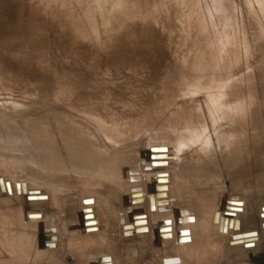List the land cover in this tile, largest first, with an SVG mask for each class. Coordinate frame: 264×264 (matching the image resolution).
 Wrapping results in <instances>:
<instances>
[{
  "label": "rangeland",
  "instance_id": "374dc122",
  "mask_svg": "<svg viewBox=\"0 0 264 264\" xmlns=\"http://www.w3.org/2000/svg\"><path fill=\"white\" fill-rule=\"evenodd\" d=\"M197 1L0 0V14L10 19L9 22H14L13 17L10 16L13 6L19 8L20 12L14 16L20 29L17 30L15 29L17 26H12L9 31H17L18 37L23 38V41H20V48L7 50L6 55L0 57V73L21 74L24 78L28 76L29 72L38 73L36 70L38 65L30 62L27 58L32 45L28 41L31 38L34 41V37L39 34L44 39L47 38V24L41 25L40 22L46 20L48 14L55 15L66 8V16L62 17L66 21L65 39L58 36L52 57L55 59L63 58L67 62L73 63L77 68V73L75 70L68 76H71L69 78L71 81L76 80L79 84L75 83L77 89L73 90L72 88L67 93L65 99L70 100L68 102L62 100V102L65 104L67 102V106L72 108L73 104L77 107L75 103L79 99L85 98L83 101L79 100L78 104L82 108L88 105V108H91L93 112L86 115H76L81 119L82 125L91 133V138L88 139L86 136L83 141L93 140L89 142L93 143L95 154L88 153L92 151L90 149L83 152L89 160L93 159L98 164L102 162L107 164L108 168L113 171V175L116 176V186L114 187L118 188L124 182V185L120 186V190L123 192L120 194L118 202H115V207L107 205L106 200L103 199L104 190L94 188V190L101 191H97V194L102 198L98 200L99 202L96 201L93 208L98 232L90 237L78 224L79 211L66 210L61 198V196L65 197L64 195L72 198L75 196L73 194H77L78 201H80V198L88 197L86 195L94 198L92 193L81 192L85 190L83 181H87L86 175L79 174L77 176V172L75 173L74 170L64 172L63 169L65 168H62L60 173L51 177L52 174H46L36 164H31L30 159L25 155H37L38 152L41 153V148L44 147V144L40 146L37 144V137V146L33 144V142L35 143L33 141L35 139L34 135L27 136L32 141V145L31 142L28 143L27 141L17 143L18 140L11 138H6L3 141L0 139V179H2L1 176L8 179V182L6 181L7 193L5 191L4 193L8 195V185L12 181L17 184L21 182L24 185L25 183H32V188L36 189L35 193H38V195H35L37 198L33 201L28 198V200H25L26 202L23 200L14 201L10 205L9 201L7 202L4 199L6 195L0 190V264H75L82 260H86L85 262H88V264H139L144 261L147 264H169V258L177 255L171 250V246L160 245L155 247L154 239L149 238V240L140 242L135 241L133 237L128 241L120 239L118 233L121 222L118 223L116 219H119L121 213L125 214L124 210L128 209L129 212L126 214L130 218L126 215V219L128 223L132 224L126 229L130 233L129 236L135 234L137 228L138 231L140 230L139 227L141 226L137 221L140 219L139 217L144 216L140 213L145 212V207L147 208L146 192L133 187L135 182L131 177L134 175L132 170L137 171L141 160H145L141 156V152H149V149H147L149 144L155 143L158 136H162L164 133H174L177 136L176 140H181L184 143L189 141L182 167L179 165L180 158L177 159L175 155H172L166 177L170 181V190L172 195L174 194L173 198L175 200L179 196L177 189L180 183H184V186L188 190L190 189L187 195H182L188 214L186 215L184 212L183 215L185 214L184 218H188V222H194L195 215H204L208 218V208L203 212L202 202L205 206H208V199H210V203L217 202L221 194L230 192L231 186L234 185L232 183L235 181L240 184L245 182L242 184L243 186L239 184L238 188L243 193L249 192L250 181L258 177L259 174L252 176L247 173L250 175L249 177L245 172L244 177H240L244 173L241 170L239 171L237 161L242 154L246 153L244 147H237L235 156L229 153L231 156L230 162L223 160L227 152H221V148H217V150L214 148L212 160L215 161V165H213L208 163V155L205 153L207 150H202L200 147V145H203L201 140L204 139L208 142L209 136L210 143L219 146L216 143L223 140L220 133L213 127L207 132L196 129L200 133V140H198L194 135L191 136L190 130L185 131L181 127L182 120L180 119L181 113H179L181 109L189 107L187 105H190L193 101H197L203 106L207 103L201 96L198 98L197 95L193 97L194 94H188L191 79L186 80V78H188L192 66L185 68V65L186 67L189 66L191 61L182 66L184 62H189L188 60L192 59V49H203L208 44L210 38L208 34H211V32H207L211 26H208L207 23L204 24L202 21L204 19L200 18L198 14L196 17V13L193 12L194 9L201 12L203 7L196 6L189 9L185 6L186 3L195 4ZM210 1L217 4V15L223 23L217 30H214L217 31V35H222L217 43L236 47L239 52L247 51L243 57L246 63L249 62L248 64L252 65L256 61H260L257 74L261 84L260 93L264 97V0ZM188 11L190 12L188 13ZM185 12L187 13L185 14ZM188 16L191 19L188 20ZM195 20L200 22L201 25ZM189 21L191 22L188 23ZM28 24L35 26L28 29L26 27ZM192 24H195V26H192ZM204 33H207V36ZM205 36L209 38H205ZM214 43H216V40ZM63 46H66V51H63L62 54L60 51ZM171 49H174L172 50L174 54L170 52ZM3 53L4 49L1 54ZM183 55L186 59L183 58ZM181 57L182 59H180ZM176 58L180 59L179 61L182 63H179ZM180 67H183L182 69L185 71L183 72ZM188 69L189 74L185 75ZM83 74L89 77V80L81 86ZM180 75L182 80L181 77L179 79ZM39 80L36 79L35 81L39 82ZM69 83L67 80V84ZM170 85H172L171 88ZM172 88H174V93ZM12 92H4L6 97L3 98L14 101L21 99L18 92ZM177 92L178 94L180 92V95ZM168 93H171L172 97ZM185 95L188 97L186 100H182ZM44 99H47V95L38 94L31 98L34 107ZM70 102L73 104L71 105ZM44 111L42 110L40 113ZM66 114L68 113L66 112ZM47 117L48 120L42 127L47 132H55L57 124L61 122V117L58 116L56 111L47 114ZM34 119H37V117L35 116ZM1 121L4 122L3 119ZM0 125H2L1 122ZM5 129L7 128L4 127V131ZM12 132L8 130V133ZM6 133L4 134L8 136V133ZM182 135L187 136L189 139H182L180 137ZM9 136L11 137V135ZM31 137H33V140ZM41 141L39 139L38 143L47 142ZM22 144H24V148ZM165 147L168 150L170 149L168 146ZM80 150L83 149L80 148ZM163 153L166 160L168 153L167 151ZM239 153L241 154L239 155ZM197 155L199 160H196ZM215 156H217V159ZM36 163L39 166L41 165V161H36ZM167 164L166 162V167ZM142 165L145 167L148 163ZM263 168L264 163L261 170ZM230 170L233 172L238 170L239 174L235 172L234 176H229ZM53 180H56V182L52 183ZM22 191L21 193L26 196V193ZM69 191L73 194L67 195ZM78 191L84 196L81 193L79 194ZM56 195L59 197L56 198ZM236 196L227 194V198ZM13 205L14 208H12ZM167 205L170 206L171 204L161 201L160 207L162 210L167 211L169 209ZM218 206L217 203L216 207ZM196 208L200 210H196ZM31 212L36 215L30 214L31 216H29ZM33 216H37V218L32 219ZM109 216L115 217V224L109 223ZM142 226L146 227V224ZM131 231H133V234ZM199 231L201 229H198ZM192 232L196 234L195 229ZM209 233L214 238L216 237L213 234L214 232L211 233L210 231ZM141 237L140 234H137L135 238ZM237 239L243 240L244 238L237 237ZM199 245L194 246L196 254L185 264H232L242 260L237 259L232 254H229L228 257H221L220 255H214L212 252H204L200 250ZM201 246L203 245L201 244ZM155 249L160 250L155 252L153 251ZM249 251H252L251 248ZM149 252L154 259L148 257L149 255L146 256Z\"/></svg>",
  "mask_w": 264,
  "mask_h": 264
},
{
  "label": "bare ground",
  "instance_id": "6f19581e",
  "mask_svg": "<svg viewBox=\"0 0 264 264\" xmlns=\"http://www.w3.org/2000/svg\"><path fill=\"white\" fill-rule=\"evenodd\" d=\"M185 6L189 9H191L192 7L195 8L196 6L203 7V10L201 12H197L195 11V9L193 12L196 13V17L200 15V18L204 19L202 20L204 24L207 23L208 26H211L210 28H208L207 32H211L212 35L209 33L211 35L210 36L208 34V36L210 37L209 38L206 37L207 33H204V35H206L205 38H209L208 44L203 49L199 47L200 49L196 48V50H191L190 48L193 54V56H191L192 59H189V62H184L182 64L183 66L187 63H190L191 61L189 66L186 67L185 65V68L192 66V68H190V74L188 73L189 69L186 71L187 74H185H189L188 78L185 77L186 80L191 79L188 94H194L192 95L193 97L197 95L198 98L199 96H201L205 99V102L207 101V103H204L205 106H203L202 103V105H200V103H198L197 101L194 102L192 100L194 103L192 102L190 105H187L189 106L187 108L183 106V104L182 106L185 108L181 109V112H179L181 113L180 119L182 120L181 127L185 131L190 130L191 136L194 135L198 140H200V133H198L196 129L201 130V132H207V130L209 131L213 127L217 132L220 133V135L223 137V140H220V143H216L219 144V146L212 145L210 143L211 140L209 136L208 142L204 139L201 140L203 141V145H200V147L202 150H207L205 153L208 155V163L215 165V161L212 160V152L215 150L214 148H216V150L217 148H221V152H227L226 155H224L223 160L225 162H230L229 159L231 156L229 155V153H232L235 156L236 148L242 146L245 148L246 153L242 154V156L238 158L237 162L239 171H243L244 174L243 176H239L243 178L245 172L246 175H259L258 177H255V179L250 181V186L248 187L249 192L247 193L241 192L238 188L240 183H237L235 181L234 183H232L234 185L231 186L230 192L221 194L220 198L217 199V202L210 203V199H208V206H205L201 201L203 209L201 207L200 208L203 210V212L208 208V218H206L204 215H195V221L188 222V218H184L185 214L183 215V213H186L187 210L182 195H187V192L190 191V189L188 190V188L184 186V183H180V186L177 189L179 196L177 200H175V198H173L174 194L172 195V191L170 190V181L166 177L172 155H175V158L177 159L178 157L180 158L179 165L182 167V161H184L185 159L184 156L185 152L188 150L187 143L189 141L187 143H184L181 140H176L177 136L174 133L170 132L164 133L162 136L157 135L158 138L156 139L155 143L149 144L147 149L156 147L162 148L168 146L170 148L169 150L167 147H165L167 148L166 151L168 153L166 160L164 158L150 160L145 157V160H141V163L138 165L137 171L132 170L134 171V175L131 176L134 179L133 182H135L133 187L140 188L144 190V192H146L145 195L147 208L145 207V212L140 213L141 215L145 216L146 227L140 225V230L138 231V228L137 230L134 229L137 232L135 231V234H133V231H131L133 235L129 236L130 233L126 230L127 228L125 227H129L132 224L128 223L126 219L127 216L129 217V215L126 214L129 211L128 209H125V214L121 213V217L118 215L119 219L116 218L118 223L121 222V226L118 225L120 227L118 235H120V239L126 241L131 240V237H133V239L138 242L154 239V242L156 244L155 247H158L160 245L171 246V250L175 253V255H177L173 256V258H169V264H185L191 257L196 254L194 251V246L199 244L200 250L204 252H212L214 255H220L221 257H228L229 254H232L237 259H242L232 264H264V175H261L264 174V168L263 170H261V166L264 163V97L260 93L261 84L259 75L257 74L260 61L257 59L258 62L256 61L255 64H248L249 62L246 63L243 57V55L246 54L247 51L243 50L239 52L238 48L236 47L224 46L217 43L222 35H217V31L214 30H217V28H219L221 24L223 25V23L217 15L216 3L210 0H198L195 4L186 3ZM190 11H188V13ZM18 12H20L19 8L17 6H13L10 16L13 17L12 20L14 22H9L10 19L5 17L3 14H0V57L5 56L7 50L20 48V41H23V38L18 37L17 31H9L12 26H17L15 27V29L17 30L20 29L18 27V21L15 20L14 16ZM66 13L67 10L66 8H64L60 12H57L55 15L52 13L48 14L46 16V20L40 22L41 25L47 24V38L44 39V37L39 34L34 37V41L33 38L28 41L31 42L32 45L30 47V53L28 54L27 58L30 60V62L36 63V65H38V68L36 69L38 71L37 74L29 72L28 76L24 78L21 74L15 75L9 73H0V119H3L4 121L2 122L0 120L2 124L0 125V139H2L1 141H3L6 138H11L14 140H18L17 143H25L27 141L28 143L31 142L30 144L32 145V141H30V138H28L27 136L34 135V140L33 137H31V139L35 141V143L33 142V144L36 145V137L38 141L40 139L47 142H39V144L37 141V144L39 146L44 144V147L41 148V153L38 152L37 155L31 156L30 154L25 155V157H28V159H30L29 162L31 164H36L38 168L42 169V172H46V174H52L51 177H53L54 174L56 175L57 173H60V170H62V168H65L63 169L64 172H71L72 170H74L75 173L77 172V176H79V174L86 175L85 178H87V181H83V187L85 190L81 191L79 189V191H81L82 193L83 191L92 193L94 198H90L89 195L85 194L88 197L80 198V201H78L77 194H73L70 191L69 193H67V195L73 194L75 196L70 198L63 194L65 197L61 196V198L63 199V204L66 210H74L80 212H78L79 226L83 229L84 232L88 234V236L93 237L94 233L98 232L93 208L96 204V201L102 198L101 196H99V194H97L98 190H94V188H98L101 191L104 190L105 192L103 193V199L106 200L107 205H113L115 207V202H118V200L120 199V194L123 192L122 190H120V186H123L124 182L123 184H120L118 188L114 187L116 186V176L113 175V171L108 168L107 164H105V162L98 164L97 161L93 159L89 160L86 154L83 152H87L86 149H90L92 151L88 153H91L92 155L95 154V150H93V143L89 142L93 140H89L88 142L83 141L86 136L88 137V139H90L91 133L86 129V127H84V125H82L81 119L76 115H86L87 113L93 112L91 108H88V105L82 108L78 104L79 100L83 101L85 98L79 99L77 103H75L76 101L74 102L75 104H77V107H75L74 104L71 103L72 101L70 102L71 105L73 104L72 108L70 106H67V102L70 100L69 99L67 101V98L65 99V97H67L66 95H68L67 93H69L72 88L73 90L77 89L75 83L79 84V82L76 80L71 81L69 79L71 76H68V74L71 75L73 72H75V70L77 73V68L73 63H69L63 58L55 59L52 57L55 45L58 41V36L65 39L66 21H64L62 17L66 16ZM186 13L187 12H185V14ZM189 19H191V17H189L188 20ZM191 21H189L188 23H190ZM195 22L197 21L195 20ZM195 24H192V26H195ZM32 26L35 25L28 24L26 27L30 29ZM221 33L224 34L223 32ZM215 40L216 43H214ZM65 47L66 46H63L61 48L60 52L62 54L63 51H66ZM2 48L4 49L3 54H1L3 52ZM172 50L174 49H171L170 52L173 53ZM182 57L180 59H182ZM183 58H185V56ZM180 59L177 60L179 61ZM185 59L183 60L185 61ZM179 63L182 62L179 61ZM182 68L183 67H180V69ZM171 77L173 76L171 75ZM180 77L181 75L179 76V79ZM36 79H40L39 82H36ZM67 80L70 82L69 84H67ZM81 80L82 81L80 85L83 86L84 84H86V81L89 80V77L83 74V78ZM171 86L172 85H170V88ZM172 89L174 93V88ZM8 91H13L12 93H14V91L18 92V95L21 96V99L14 101L3 98L6 97L4 96V92L7 93ZM172 91L170 90V92ZM178 91L180 90L178 89ZM184 91L183 94L185 93ZM38 94H43L44 96L47 95V99H44L36 107H34L33 100H31V98L34 95ZM168 94H170V97H172L171 93ZM178 95H180V92ZM176 97L175 99H177ZM187 97L185 95L184 98L182 97V100H186ZM62 100H66V104L62 102ZM72 100L74 101V98ZM67 109H70L71 111H67ZM42 110L45 111L40 113V111ZM54 111H56L58 113V116L61 117V122L57 124L55 132H47L42 126L45 125V122L48 120L47 114ZM65 111L68 114H66ZM35 116L37 117V119H34ZM4 127L7 128L5 129V131ZM103 128H105V126H103ZM6 130L7 133L8 130H11L13 132L8 133L7 136L4 134L6 133ZM9 135H11V137ZM180 137L184 140L189 139L184 135ZM22 146L24 148V144H22ZM80 148L83 150H80ZM241 153H239V155ZM149 154L155 155L154 153L150 152ZM215 157L217 159V156ZM196 160H199V157ZM36 161H41V165L39 166ZM165 161L168 163L167 167L166 165L162 164L159 166L157 165L158 162L164 163ZM152 162L154 165H152ZM143 163H148V165L145 166L148 170H146L142 165ZM239 171L237 170V172H235L239 174ZM235 172L230 170L228 175L234 176ZM250 175L248 176L250 177ZM1 178V184L3 185L5 193H7L6 183L8 182V179H5L3 176H1ZM159 178L160 182H157ZM234 178L236 179V176ZM181 181L183 182V180ZM55 182L56 180H53L52 183ZM244 183L242 182V184ZM31 184L32 183H25L24 185L21 182L17 184L16 182L12 181L8 185L9 188L7 191H9V193L8 195L5 194L6 196L4 197V199L7 202L9 201L10 205L14 201H25L28 200V198H31L30 200L33 201L37 198L35 195H38V193H35L36 189L32 188ZM2 185H0V190ZM245 185L247 186V183ZM21 191L25 192L26 196L25 194H22ZM81 192H79V194ZM228 193L230 195L237 196L234 198H227ZM82 195L84 196V194ZM57 196L58 195H56V198ZM90 199L92 201H88ZM161 201L167 204H171L170 206L167 205L169 206V209L167 211L161 209ZM226 202L236 203L238 205H227ZM217 203L219 205L218 207H216ZM14 205L12 208H14ZM109 206H107V208H109ZM224 207H228L229 209L224 210ZM47 210L49 209L47 208ZM83 210L86 211L84 212ZM115 210L119 212L117 209ZM196 210L200 209L196 208ZM120 211L122 212V210ZM224 213L226 214L224 215ZM30 214L34 215L35 213L31 212L29 213V216H31ZM186 215L188 214L186 213ZM108 220L109 223L115 224V217L109 216ZM168 227L171 231L168 232L169 238H164L162 236L166 232H163L162 228ZM91 228L96 229V231H87V229ZM145 228L147 229V232H141V230ZM194 229L196 234H193L192 232V230ZM198 229H201V231L198 232ZM210 231L211 233L214 232L213 234L216 235L215 238L212 234L209 233ZM137 234H140L142 237L136 239L135 237ZM251 235H254L255 239L252 240L249 244L242 243V239L236 240L237 237L248 238L251 237ZM120 239L117 240L119 241ZM201 244L203 246H201ZM251 244L252 246H249ZM250 248L252 250L251 252L249 251ZM158 250L160 249H155L153 251L157 252ZM151 255L149 252V254H147L146 256L151 257ZM151 258H153V256ZM85 261L86 260H82L74 263L88 264V262L86 263ZM139 264L147 263L146 261H144Z\"/></svg>",
  "mask_w": 264,
  "mask_h": 264
},
{
  "label": "water",
  "instance_id": "95a60500",
  "mask_svg": "<svg viewBox=\"0 0 264 264\" xmlns=\"http://www.w3.org/2000/svg\"><path fill=\"white\" fill-rule=\"evenodd\" d=\"M149 152L150 153H154L155 155H157V156H155V155H150L149 154ZM149 152H146V151H144V152H141V156L142 157H146L147 159H150V160H156V159H159V158H164V153L163 152H166V148L165 147H162V148H150L149 149ZM165 165L166 164V162H164V163H157V165L159 166V165ZM152 165H154L153 164V162H152ZM158 176H161V175H158ZM162 176H165V175H162ZM1 180L2 179H0V185H2L1 184ZM154 181V180H153ZM157 182H160V178H159V180L157 181ZM1 191H2V193L3 194H5L4 193V189L1 187ZM87 201V200H86ZM88 201H92L91 199L90 200H88ZM226 204L228 205V204H230V205H238V204H236V203H228V202H226ZM229 208L228 207H224V210H228ZM264 210V209H263ZM84 212L86 211V210H83ZM88 211V210H87ZM226 213H224V215H225ZM32 218H37V216H33ZM140 219L137 221L138 222V224L139 225H143V224H145V216H141V217H139ZM125 228H128V226L127 227H125ZM90 230H96V229H94V228H91V229H87V231H90ZM162 231L163 232H166L165 234H163V236L162 237H164V238H169V231H170V228L168 227V228H162ZM141 232H147V229H143V230H141ZM255 238H254V235H251V237H248V238H244L243 240H242V243H244V244H249L252 240H254ZM249 246H252V244L251 245H249Z\"/></svg>",
  "mask_w": 264,
  "mask_h": 264
}]
</instances>
